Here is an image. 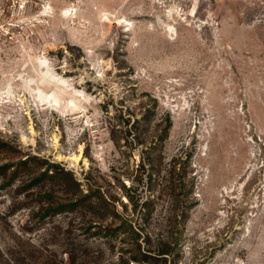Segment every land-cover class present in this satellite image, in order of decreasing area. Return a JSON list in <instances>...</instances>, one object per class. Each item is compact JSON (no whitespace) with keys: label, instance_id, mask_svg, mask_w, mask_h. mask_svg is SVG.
I'll use <instances>...</instances> for the list:
<instances>
[{"label":"rangeland","instance_id":"obj_1","mask_svg":"<svg viewBox=\"0 0 264 264\" xmlns=\"http://www.w3.org/2000/svg\"><path fill=\"white\" fill-rule=\"evenodd\" d=\"M0 144V165L36 157L155 198L148 233L177 238V264H264V0L0 4ZM40 201L0 177L4 259L116 263L68 218L41 221Z\"/></svg>","mask_w":264,"mask_h":264},{"label":"trees","instance_id":"obj_2","mask_svg":"<svg viewBox=\"0 0 264 264\" xmlns=\"http://www.w3.org/2000/svg\"><path fill=\"white\" fill-rule=\"evenodd\" d=\"M164 124L165 129L157 139L159 144L167 139L171 128L169 119ZM5 149L6 145L0 144L3 154L7 153ZM161 164L159 158L154 173H161ZM175 171L172 167L168 174ZM0 177L9 182L18 179L21 189L36 192L41 200L38 209L41 221L64 216L70 220L66 236L76 224L77 230L87 239L104 241L111 252H117L115 264H177V238L172 233L156 237L148 233L155 214V198L144 199L136 195L134 189H126L123 185L117 189L118 195H105L88 183H79L64 169L36 157H28L16 165H0ZM169 218L170 225L182 223L175 211L170 212ZM66 254L68 264H77V261L87 264L99 261L104 253L99 250L94 256L84 249L81 257L76 250L66 251ZM4 257L0 253V264H13ZM46 264L62 263L47 261Z\"/></svg>","mask_w":264,"mask_h":264},{"label":"built area","instance_id":"obj_3","mask_svg":"<svg viewBox=\"0 0 264 264\" xmlns=\"http://www.w3.org/2000/svg\"><path fill=\"white\" fill-rule=\"evenodd\" d=\"M35 0H0V4L5 3L11 10L25 8ZM3 13V11H2Z\"/></svg>","mask_w":264,"mask_h":264}]
</instances>
